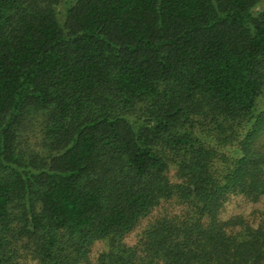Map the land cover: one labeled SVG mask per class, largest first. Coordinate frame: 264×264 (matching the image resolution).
<instances>
[{
    "label": "trees",
    "instance_id": "16d2710c",
    "mask_svg": "<svg viewBox=\"0 0 264 264\" xmlns=\"http://www.w3.org/2000/svg\"><path fill=\"white\" fill-rule=\"evenodd\" d=\"M262 1L0 0V264H264Z\"/></svg>",
    "mask_w": 264,
    "mask_h": 264
},
{
    "label": "rangeland",
    "instance_id": "374dc122",
    "mask_svg": "<svg viewBox=\"0 0 264 264\" xmlns=\"http://www.w3.org/2000/svg\"><path fill=\"white\" fill-rule=\"evenodd\" d=\"M264 4V0L261 2V5ZM264 101V99H263ZM264 107V102H263V106ZM148 220V218H144L140 221V223L138 224V226L133 230V232H131V234H129V236L127 237V241L128 243L132 244L135 241V237H136V232L144 225V223H146ZM103 247V242H97L93 245L92 247V252L93 254L97 253L98 251L101 250V248Z\"/></svg>",
    "mask_w": 264,
    "mask_h": 264
}]
</instances>
